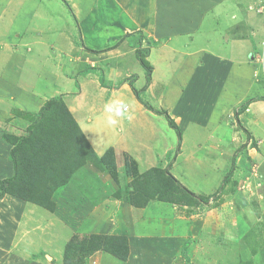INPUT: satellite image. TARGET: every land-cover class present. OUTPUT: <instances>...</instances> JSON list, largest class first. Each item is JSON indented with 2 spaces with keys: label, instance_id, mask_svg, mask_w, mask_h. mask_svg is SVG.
Listing matches in <instances>:
<instances>
[{
  "label": "crops",
  "instance_id": "0c3cea01",
  "mask_svg": "<svg viewBox=\"0 0 264 264\" xmlns=\"http://www.w3.org/2000/svg\"><path fill=\"white\" fill-rule=\"evenodd\" d=\"M65 1L71 13L66 7H63L65 12L58 10L63 15L67 13L61 20V27H54L53 22H57L54 12L43 8V0H0V122L11 119L10 124L19 126L18 131L12 127L14 133L25 132L29 122L20 114H35L48 99L62 96L98 156L112 148L131 156L141 170H147L162 165L164 158L179 143L166 118L146 109L142 102L156 104V109L166 111L179 127L181 147H185L181 157L194 160V166L187 162L186 167L189 174L195 175L197 186L205 187L209 193L223 187L228 189L230 182L235 186L234 190L240 191L246 182L234 181L243 174L241 170L248 171L255 162L259 164V172L264 173V15L258 13L259 0H245L248 2L246 6L240 2L242 15L232 16L234 25H243L245 35L240 37L217 35V28L205 32L200 30L203 15H218L225 0ZM141 48L145 49V58L152 67L150 81L143 94L146 72L140 64H133L136 51ZM126 57L129 64L122 60ZM74 61L85 64V67L80 73L70 75L67 71ZM127 64L134 65V70L127 68ZM220 64H225L226 72L219 75ZM87 68L92 69L89 71ZM102 71L107 83L112 84L116 79L129 78L134 74V86L140 87L137 91H141L139 99L127 82L122 81L118 89L102 87L99 80ZM34 78L45 80L49 89L36 91ZM212 80L215 83L213 88L210 87ZM174 84L175 88H172ZM144 96L152 100L144 99ZM112 101H122L127 105V115L117 118L119 123L115 127L107 125L103 111L105 103ZM128 115L131 119L127 118ZM209 139L213 147L216 143L214 148L210 146V152L218 154L223 144H228L232 151L226 156L219 153L215 161H203L202 156L209 151L197 148L193 152L192 146L201 141L205 144ZM235 148L240 149L235 151ZM0 149V156L4 158L0 163V179H5L13 175V166L7 153L11 149L10 144L2 137ZM219 156H222L220 161ZM225 157L232 161V169L230 166L226 170L230 161L224 160ZM228 171H231L230 180L224 182V172ZM237 194L240 192L234 196L236 200L230 195L238 203ZM109 198L100 202L93 215L86 218L84 228L89 235L126 236L129 241L128 258L121 261L97 251L86 264H144L135 258L138 249L134 248L132 240L137 234L146 236L153 246L152 256L150 259L146 257L147 264H168V260L159 256V252L165 253L163 257L171 253L165 251L164 245H183L188 237L191 240L188 256L194 264H203L196 246L200 241L209 244L218 237L215 233L195 231L203 220H199L197 215L174 217L175 210L170 203L151 202L142 209H136L126 202ZM20 201L4 195L0 206L10 202L14 204L13 208H18ZM101 208L105 215L114 211L116 222L99 216ZM240 209L245 211L246 207L240 206ZM0 211L6 216L9 214L8 209ZM97 211L99 214L96 216ZM13 220L10 226L5 227L0 217V264H62L63 252L56 254L55 261L42 260L43 251L49 248L51 239H57V248L63 246L58 235L61 224L46 236L50 242L41 235V242L36 243V240L27 238L28 233L21 231L20 223ZM159 224L165 227L162 231L145 229L146 226L159 227ZM171 225L177 226L179 231L174 228L169 231L167 228ZM69 231L68 227L63 228L60 232L62 238L67 237ZM250 235L255 234H248L245 241L248 249L254 252L249 250L251 257L254 256L250 258V264H264V258L258 257L261 249L264 251V245L255 250L261 237L255 235L248 240ZM223 243H215L218 250L226 248ZM249 244L252 245L250 248ZM213 252L209 250L210 255ZM140 256L143 258V254ZM181 259L178 263L184 264ZM204 262L222 264L217 263L214 257Z\"/></svg>",
  "mask_w": 264,
  "mask_h": 264
},
{
  "label": "rangeland",
  "instance_id": "374dc122",
  "mask_svg": "<svg viewBox=\"0 0 264 264\" xmlns=\"http://www.w3.org/2000/svg\"><path fill=\"white\" fill-rule=\"evenodd\" d=\"M235 1L225 0L223 2V5L220 6L219 8L218 15L205 13V15H203L202 20H201L200 30L205 32L206 30L211 31L212 29L217 28L215 32L217 35L218 34L227 35V36L232 35L233 37L244 36L245 31H244L242 23L234 25L235 20H233L232 16L235 15L237 17H240L242 15V7L240 6L241 5L246 6L248 2L245 0H240V1L235 0ZM240 2H241V5H240ZM257 3H259L258 5H260L264 3V0H259L257 1ZM63 5L64 4H62L60 0H43V8L45 10H48V9L51 11L53 10L52 12H54L53 17L57 21V22H53L54 27H58V26L61 27L62 25L61 20L66 17L67 11L65 15H63L62 13L58 11L60 9L62 10L63 7L64 8L66 7L65 5L64 6ZM66 9L68 10L67 7ZM63 11L65 12L64 9ZM68 13H69V10H68ZM259 14L261 15L262 13H259ZM51 36L52 34H50V36H48L47 38L50 39ZM47 38H45V40H49ZM59 45L60 47H62V43H60ZM140 52L143 55H146L145 49L141 48ZM131 57L133 58L134 56H131ZM134 59L137 62V63L134 62L133 63L134 65L140 64L138 63L139 61L136 56L134 57ZM122 60H125V61L127 60V63L128 61H130L128 57ZM134 65L132 66L130 64L128 65L127 68H130V70H132L134 68ZM84 67H85V64L79 61H74L70 69L67 71V73L70 75L73 73H80V71H83ZM224 67H225V64H220L218 66V69L220 71L219 75L220 73L222 74L226 70V68ZM34 70H37V69H34ZM103 72L104 71H102V75H103V78L105 79ZM135 79L136 78L133 74L129 78L116 79L113 84L107 83L106 81V84H108L107 86L109 87L118 89L120 85H122L121 84L122 81L123 82H127L128 80L133 81V86H134ZM209 81H211V79H209ZM212 81H213V84L210 85L211 88H213L215 85L214 80ZM140 82L143 83L144 80L141 79ZM145 83H146V80H145ZM33 84H34L35 90L39 92H44L49 89L48 83H46V81L43 79L40 80L39 78L37 79L34 78ZM139 88L140 87H136L135 89L139 90ZM172 88H175V84L174 86H172ZM139 92L141 93V91ZM141 94H143V92ZM210 96L211 95H209L208 97L210 98ZM57 97L63 100L62 96H57ZM146 98L147 100L148 99L152 100V98L150 99L148 96H144V99ZM148 107L152 108L153 111H160V109H156V104L151 105L149 103ZM10 120H7V122H0V132H1L0 137L3 138L4 133L6 134L11 133L10 135H14L16 137L25 136L26 135L25 132H17L18 135H16L17 134L16 132L14 133L12 127L16 128V130L18 131L17 128H19V126L15 125V123L14 125H12L13 123L10 124L9 123ZM217 145H218V149H221V145L219 144ZM181 146L182 144L181 142H179L176 149L164 158L165 162L162 165L160 164L156 167L161 168V169L163 168L169 169V173L174 178L177 177L176 179L178 180V182L182 186H184L187 190H189L191 193L195 194L197 197L209 196L211 198L208 200V202L202 203V204L201 203L196 204V206L194 205L176 206L170 203V205L172 206L171 208L175 210L174 217L175 216L176 217H179V216L186 217L187 215H188L187 217H190V215H193V216L197 215L199 220H202V219L203 220L201 223H199V225H197V227L195 228V231L215 233L216 234L215 236H218L211 243L208 242L209 244H207V242L205 241L201 242L199 240L200 244L199 246H196V250L197 252L200 250L198 254L201 257V262H203V264H205L204 262L205 259H210L212 257H214L215 260L217 259V263L221 262L222 264H240L241 262H244V261H249L247 263L249 264L251 262L250 258L254 257L253 255L251 257L250 251L251 253H254V252H252L251 249H248L247 245L245 244L247 235L251 233H254L258 237L260 235L261 237V238L259 237L260 242H257V245H255V250L257 247L260 248L261 246L263 247L264 245V173L259 172V164L254 162L251 164V167L249 168L248 171L241 170L243 174H240V176H237L238 179L234 181L236 183H237V180H242L240 181L241 183L246 182V184L244 185L245 187L241 189L240 191L234 190L233 188L234 185H232L229 182L230 180L229 179L228 189L223 187L224 189L222 188L220 191L219 189L218 190L216 189V191L208 193L207 192L208 190L206 191L205 187L201 188L200 186H197L194 183L195 175L189 174V171H188L189 168L186 167L187 162L188 164L193 165L194 160L188 157L182 159L181 157L182 156L181 154L183 153L182 149L185 150V147L183 148ZM210 146L213 147V145L211 144V139H209V142H205V144H203L202 141L199 142L198 144H194L192 148H193V152H196L197 148L208 150L209 152L202 156V160L206 162L215 161V158L219 153L226 156L232 151L230 146L228 147V144H225V145L223 144L221 151H219L218 154H216L214 152H210L211 150ZM215 146H216V143L214 147ZM236 146H237V143L235 144V147ZM237 149H240V148H235L234 150L236 151ZM9 152L10 151H8L7 153L9 154ZM222 156H219V161L221 160ZM7 158H8V155L6 159ZM95 159H96L95 163L88 161L83 166H81L80 168L72 172V174L67 178L65 183L61 187H58L55 190L54 194H52L50 199L47 201L42 200L41 203L37 201L31 202V201L22 200L16 196L10 195L22 201V202L20 201V203L18 204L17 206L18 208H13L12 205L14 204L10 202H4L2 203V206H0V209L5 208L9 210V214L7 216L4 215V213L0 211L1 222L5 225V227L7 225L10 226V221H14L13 219H16L17 223L18 222L20 223V230L25 231L26 234L28 233L27 238L36 240V243L41 242V238H42L41 235H43L47 239L46 236L49 235L50 231H54V229H56L58 224L62 225L61 228L59 227L60 229H59L58 235L60 236L61 243H64L62 246L63 249L60 246L58 248L56 247L57 239L50 238L51 242L49 241V239H47L48 242H50V244H49V248L43 251L44 257H42V260L44 262L55 261L56 254L58 255L59 253L63 252V255H64V250L68 243L71 244L72 246L69 252L73 260H76V258L80 255H84L85 251L81 250L80 246H81L82 241H84L86 237L90 236L88 234V230H86L87 228L86 229L84 228L86 221H87L86 218H90V216L93 215V210L98 208L97 205L100 202L108 200L109 197L115 198L114 193L117 192L118 190H121L122 188H125V186H127V183L132 180V175H138L139 173L145 171L144 169L143 170L140 169L139 163L134 158L127 155L126 153H121L118 150H115L112 148L105 151L104 154L101 156L97 155ZM3 160L4 158L0 156V163L3 162ZM224 160L230 161L228 162L230 163V165L226 169L228 170L232 164V161L229 160L228 157H225ZM230 169H232V166ZM226 174L224 172L223 177H225ZM235 192L236 193L240 192V195L237 194L238 203L237 201H233V200H236L234 197L236 195ZM122 193L123 192H120L121 195ZM229 193L233 195V200H232V195H230ZM3 198L4 196L1 199ZM116 201H121V200L116 199ZM106 206H107V209L110 210L109 209L110 206L107 204ZM240 206H242L243 208L246 207V210L242 211L240 209ZM175 207H178V208L175 209ZM136 209H139V208H136ZM100 210H101V213L99 216L103 215L107 221L111 220V221L116 222L114 211L111 210L112 212L110 213V211L107 210L108 212L105 215L103 213V209L101 208ZM98 214L99 213L97 211L96 216ZM168 223L169 222H167V224ZM186 225H187L186 229H184L185 232L188 230L190 222L186 223ZM67 227L71 232L69 231L70 234L68 232V236L65 237L66 238L65 239V238H62V234L60 232L63 230V228L66 229ZM163 228L165 227L162 224H159V227L152 228V227L146 226L145 229L146 230H149V229L157 230L158 229L159 231H162ZM173 228L175 231H179V228L174 225H171V227H168L167 229L170 231ZM3 232H6V230ZM255 235H250L248 237V240L249 239L251 240ZM223 238L224 239L226 238V240H223ZM132 241L133 243H135L134 248L138 249L136 253L137 255L135 256L136 261H138L139 263L140 262L144 263V264L149 263L146 257H149L150 259V257L152 256L151 252H153L154 249H153V246H151V244L148 242L146 236H140L137 234V236ZM220 241H224L223 246L226 248L222 250H218L219 246L216 247L215 243H219ZM186 242H188V245L186 247V253H187V248L189 244L191 243V240L189 237L186 240L184 239L183 245ZM212 243L214 244V248H212L213 247L211 245ZM204 244H206L207 246H204ZM165 245H164L165 251L169 250L171 253L170 255L166 254V256L163 257L165 253L162 254L159 252L160 259L162 258V260H168L169 262L168 264H179L178 260L182 258L181 262L186 264L184 257L181 254V248L183 245H179V246H176V245L175 246L173 245L165 246ZM251 246L252 245L249 244V248ZM211 249L214 250V252L211 253L210 255L209 250ZM141 254H143V258L142 256H140ZM258 257L264 258V251L262 249ZM190 263L194 264L193 261H191V259H190ZM245 263L246 262H244V264Z\"/></svg>",
  "mask_w": 264,
  "mask_h": 264
},
{
  "label": "trees",
  "instance_id": "16d2710c",
  "mask_svg": "<svg viewBox=\"0 0 264 264\" xmlns=\"http://www.w3.org/2000/svg\"><path fill=\"white\" fill-rule=\"evenodd\" d=\"M61 1L71 13L66 1ZM136 57L146 72V84L142 89L144 92L150 81L152 67L140 50L136 51ZM87 69L90 71L92 68ZM99 80L102 87H108L103 75ZM127 83L139 99L140 92L134 88L133 81L128 80ZM142 104L146 109L153 111L147 104L143 102ZM153 112L166 118L169 127L175 131L180 142L181 131L168 113L163 110ZM19 116L27 120L29 125L23 137L3 134V139L11 145L9 159L12 162L13 175L10 178L0 179V199L4 195H13L22 200L41 203L42 200H49L72 172L88 161L95 163L97 155L61 98H50L35 114L25 113ZM252 145L255 147V144ZM230 176L231 171H228L224 182L230 179ZM120 192H123L122 195ZM114 197L139 209L151 202L196 206L208 202L211 198L197 197L182 186L169 173V169L158 167L132 175V180L125 188L115 192ZM128 243L126 236L92 234L82 241L80 249L84 250L85 254L78 256L76 260L70 256L69 251L72 246L68 243L62 264H86L87 259L97 251L126 261L129 254ZM187 245L188 242L182 246L181 254L186 264H191L186 253Z\"/></svg>",
  "mask_w": 264,
  "mask_h": 264
},
{
  "label": "clouds",
  "instance_id": "9594fccd",
  "mask_svg": "<svg viewBox=\"0 0 264 264\" xmlns=\"http://www.w3.org/2000/svg\"><path fill=\"white\" fill-rule=\"evenodd\" d=\"M103 111L107 125L115 127L119 123L117 118L127 115V105L122 101L107 102L104 105ZM127 118L131 119V116L128 115Z\"/></svg>",
  "mask_w": 264,
  "mask_h": 264
},
{
  "label": "built area",
  "instance_id": "2783aa9c",
  "mask_svg": "<svg viewBox=\"0 0 264 264\" xmlns=\"http://www.w3.org/2000/svg\"><path fill=\"white\" fill-rule=\"evenodd\" d=\"M258 13H262V15H264V3H262L261 6L259 7Z\"/></svg>",
  "mask_w": 264,
  "mask_h": 264
}]
</instances>
